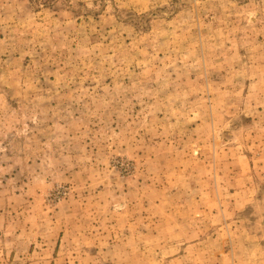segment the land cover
I'll list each match as a JSON object with an SVG mask.
<instances>
[{"label": "rangeland", "instance_id": "rangeland-1", "mask_svg": "<svg viewBox=\"0 0 264 264\" xmlns=\"http://www.w3.org/2000/svg\"><path fill=\"white\" fill-rule=\"evenodd\" d=\"M0 264H264V0H0Z\"/></svg>", "mask_w": 264, "mask_h": 264}]
</instances>
